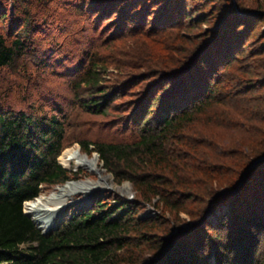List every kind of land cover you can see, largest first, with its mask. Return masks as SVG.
<instances>
[{"label":"trees","instance_id":"16d2710c","mask_svg":"<svg viewBox=\"0 0 264 264\" xmlns=\"http://www.w3.org/2000/svg\"><path fill=\"white\" fill-rule=\"evenodd\" d=\"M86 2L99 18L122 7L118 31L126 22L139 28L127 0H85L83 7ZM174 2L159 28L194 22L186 0ZM255 13L231 15L212 42L193 46L163 73L128 119L137 125L134 140L82 142L116 181L134 184L138 202L97 197L44 232L24 205L44 186L72 179L59 160L64 122L56 114L0 105V264H135L133 250L147 243L145 264H264V161L251 168L264 155V57L251 58L264 56V30L249 42L254 52L247 48L252 20L264 21V9ZM7 17L0 0V21ZM10 23L0 33V68L39 54L31 15ZM86 60L73 82L75 102L87 112H106L122 87L104 80L100 69L107 64L98 54ZM155 199L176 221L185 213L197 218L195 225L158 232L164 215H138Z\"/></svg>","mask_w":264,"mask_h":264},{"label":"rangeland","instance_id":"374dc122","mask_svg":"<svg viewBox=\"0 0 264 264\" xmlns=\"http://www.w3.org/2000/svg\"><path fill=\"white\" fill-rule=\"evenodd\" d=\"M1 1L7 9L8 17L0 21V33L5 34L10 30L11 18L18 14L25 16V12L28 13L35 23L32 38L37 42L39 54L34 57L27 55L16 65L0 68V105L15 110L48 112L58 115L63 120L66 139L59 160L72 173V179L69 181H78L82 184L102 181L97 171L77 167L74 163H66L63 160L64 151L73 148L90 157L97 155L99 168L111 176V183L114 185L121 186L125 183L130 185L129 192L114 189L106 184L102 190L95 188L96 190L88 194L81 190L79 193L70 192L63 198L64 202L60 204L62 207L53 215L49 228L55 226L57 221L67 216L73 208L90 206L92 200L97 197H108L111 200L116 197L132 203L139 201L134 184L129 180L121 183L116 181L114 173L104 166L99 154L85 152L82 149V142L134 140L137 125L129 123L128 119L133 115L135 107L140 104L143 94L166 78L163 73L176 67L181 62L178 60L182 59L193 46V50L201 49L212 42L214 31L224 25L231 15L254 16L257 15L255 11L264 9V0H186L184 3L186 12L192 14L194 22L189 24L183 20L181 25L159 28L155 24L157 22L164 24L162 20L168 14L170 0H143L141 2L146 4L145 8L135 0H127L130 3L127 10L130 15H135L134 24L137 23L139 28L132 30V25L124 22L127 29L118 31L117 27L122 21L120 19L122 7L115 13H107L99 18V15L88 9L90 3L86 2V6L83 7L82 3L85 0ZM177 1L175 0V5ZM243 18L241 20L244 25L241 24L240 30L248 20L246 17ZM254 26V30L248 29L250 35L247 48L251 53L257 46L252 47L249 42L264 30V21L253 19L250 28ZM94 53L107 64L105 70L100 69L107 84L120 86L122 88L118 90H123L115 96L106 112H87L75 102L73 82L78 79L80 68L78 66L82 62L87 64V56ZM261 57L264 56L255 54L251 58ZM40 59H44L46 63L41 64ZM261 62L264 63V60ZM144 74L148 77L144 78ZM70 167L72 170L68 169ZM62 184L44 186L41 194H49ZM153 202L155 204L148 202L140 206L138 215L143 217L164 215L165 217L156 224L158 232L167 229L175 231L181 227L189 229L197 221V218L185 213L176 221L172 214L164 212L160 205L157 206V199ZM195 205L191 204L190 207L194 208ZM35 224L43 231L46 230L40 224ZM147 244L133 250L135 254L130 256V261L137 259L138 262L135 264L147 263L149 255L143 256L147 253L146 248L149 249Z\"/></svg>","mask_w":264,"mask_h":264},{"label":"bare ground","instance_id":"6f19581e","mask_svg":"<svg viewBox=\"0 0 264 264\" xmlns=\"http://www.w3.org/2000/svg\"><path fill=\"white\" fill-rule=\"evenodd\" d=\"M63 160L66 163H74L77 167H84L91 169V171H97L101 176V182L99 183H81L78 181H67L61 186H57L56 189L49 194H40L33 200L25 202L24 209L27 210V214L33 217L35 223L40 224L45 229L50 227L52 223L53 215L62 207L60 204L64 202V197L73 192L82 191L85 194L91 193V191L99 188L102 190L104 184L112 186L114 189H120L125 192L130 191V185L125 183L121 186L114 185L111 180V176L104 173L103 169L98 166V157H90L87 154H83L79 149H67L62 155ZM71 168V167H70ZM79 193V192H78ZM83 194V193H82Z\"/></svg>","mask_w":264,"mask_h":264},{"label":"water","instance_id":"95a60500","mask_svg":"<svg viewBox=\"0 0 264 264\" xmlns=\"http://www.w3.org/2000/svg\"><path fill=\"white\" fill-rule=\"evenodd\" d=\"M264 161V155L259 157L258 159H256L252 165H251V168H254L255 166L259 165L260 163H262ZM243 182L240 183V185L242 184Z\"/></svg>","mask_w":264,"mask_h":264}]
</instances>
